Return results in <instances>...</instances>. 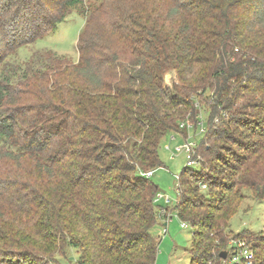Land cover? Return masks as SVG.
<instances>
[{"label":"trees","instance_id":"16d2710c","mask_svg":"<svg viewBox=\"0 0 264 264\" xmlns=\"http://www.w3.org/2000/svg\"><path fill=\"white\" fill-rule=\"evenodd\" d=\"M118 1L122 13L110 25L119 49L102 43L103 28L88 26L79 33V61L35 66L29 91L37 100L9 112L3 105L10 80H0V140L12 144L0 151V163L20 165L29 156L33 178L40 179L38 186L19 177L0 180L20 218L3 223L0 209V264H51L58 262L54 253L66 257L69 247L78 264H155L154 228L159 220L166 226L170 215L155 201L158 186L151 180L164 166L160 143L177 133L185 141L180 123L196 129L201 107L206 118L195 142L197 163L175 178L176 215L192 228L189 264H233L232 239L245 240L252 264H264V230L233 233L227 224L244 189L264 200V44L252 31L263 28L264 0H173L170 15L181 9L188 17L173 34L138 22L160 21L155 0ZM82 3L0 0V54L1 43L20 47L38 39ZM239 6L247 10L244 19L233 11ZM123 47L129 61L119 60ZM169 71L177 82L167 90Z\"/></svg>","mask_w":264,"mask_h":264},{"label":"rangeland","instance_id":"374dc122","mask_svg":"<svg viewBox=\"0 0 264 264\" xmlns=\"http://www.w3.org/2000/svg\"><path fill=\"white\" fill-rule=\"evenodd\" d=\"M155 1L154 4L156 9L152 10L160 12L162 15L160 21L139 18L138 22L140 24L149 21L159 27H163L168 34H173L175 28L182 23L183 19L185 21L188 20L186 13L181 9H177L175 14L170 15L173 0ZM121 4L124 6V3L118 0H83L82 4L69 9L68 13L65 15V20L59 23L56 29L47 31V33L42 34L40 38L26 42L20 47H15L11 43H1L5 46L7 44L10 45L7 46V48L3 46V52L0 54L1 57L2 54L7 53L5 60L2 62L0 61V80L5 82L6 79H9L10 83L8 86L11 90L8 101L3 105L4 110L9 112L13 110L16 105L22 107L37 100L35 95H32L29 91L32 89L30 87V83L33 81L31 78L32 73L36 68H39L40 66L51 67L52 64H57L59 66L60 63L63 66L75 65L79 61L78 43L81 37L79 33L82 32L83 34L85 28L87 29L88 26L90 27L91 32L103 28L107 35L102 39V43L109 47L119 49L118 47H120L119 44L121 43L119 40V33L112 34L110 24L113 23L117 15L122 13V11L120 12ZM233 11L242 19L245 18L244 16L247 13V10L243 6H239ZM108 27L111 31H109ZM122 29H124V24H122ZM259 29L260 31H258ZM252 31L255 35L254 38H259L260 44L263 45L264 25L262 29L261 27H252ZM119 32H122V30L120 29ZM253 33L248 34L252 39H254ZM122 49L121 50L125 53H118L119 60H121V62L129 61L131 57L127 54L129 51L126 50L125 47ZM5 62L8 65L5 66ZM21 75L23 76L19 79ZM28 76L30 77L29 79H27ZM24 77L26 78L23 79ZM174 82H177L175 72H166L164 75V87L167 90H170L172 83ZM260 97H264V91L260 94ZM12 98L16 99L15 102L9 101ZM198 117L200 121L204 120L203 123L205 127L206 113L204 107L200 108ZM200 128V125H198L196 129H187L185 134L191 141L199 142L203 137ZM182 141L183 138L180 133L166 137L161 141L159 155L164 166L156 169L151 176V180L158 186V195L166 194L172 199V201L166 205L163 200H159V204L169 207V214L172 217L168 223L167 233L165 235L161 234V230L164 227L163 224H159L161 223L160 220L154 228L156 234L160 238L155 264H189L190 261L188 249L191 245L192 228L188 224L186 227L181 226L182 221L177 217L174 209L177 199V180L174 175L179 174L181 168L186 165V158L182 153L173 155L172 151L174 147ZM223 141H225V139L218 140L219 143ZM9 146H12V144L0 140V151L9 148ZM166 146H168L169 149H167ZM31 159L32 158L29 156L23 157L20 165H14L12 161L1 162L0 180L3 178L15 179L16 177H19L20 180L23 179L25 184L38 186L40 179L35 180L33 178L35 171L33 170ZM243 192L244 198L240 200L236 213H234L227 223L228 230L233 233L245 229L254 232L264 230V200L254 199L252 191L244 189ZM2 193L3 192L0 189V209L5 214L3 223L8 222L15 225L12 223V218L19 217L16 212L10 210L13 208L8 206L10 204L6 201L7 196ZM25 233L28 235L27 228ZM27 235L25 243L29 242ZM36 238L38 239L37 243L40 244L41 241L38 237ZM59 254L60 252L54 253L53 256L58 259V262L57 260L54 262L51 261V264H78L77 259L79 254L73 247L68 248L65 253L66 257H62Z\"/></svg>","mask_w":264,"mask_h":264},{"label":"built area","instance_id":"2783aa9c","mask_svg":"<svg viewBox=\"0 0 264 264\" xmlns=\"http://www.w3.org/2000/svg\"><path fill=\"white\" fill-rule=\"evenodd\" d=\"M197 125H200V132L204 131V125L202 121H198ZM193 124L187 120L182 121L180 123L181 128L191 129ZM167 147V146H166ZM195 147L196 144L194 141H191L190 139H187L181 143H178L174 149H173V155H176L178 153L184 154L186 158V164L187 165H195L197 163V160L193 158V155L195 154ZM151 171L146 172V175H151ZM174 177L177 179L178 174H175ZM202 187H205L203 184H201ZM163 200L164 203H169L172 201L171 197L164 194H160L155 198V201ZM162 213L165 214V210L162 209ZM171 219V216L169 215L166 218V222H168ZM182 227H186V223L182 222ZM167 233V226H164V228L161 230V234ZM230 252H229V261L233 264H252L253 262V252L252 250L247 246L245 240L243 239H232L230 243Z\"/></svg>","mask_w":264,"mask_h":264},{"label":"water","instance_id":"95a60500","mask_svg":"<svg viewBox=\"0 0 264 264\" xmlns=\"http://www.w3.org/2000/svg\"><path fill=\"white\" fill-rule=\"evenodd\" d=\"M220 255H221L222 258H225L226 257V251L220 252Z\"/></svg>","mask_w":264,"mask_h":264},{"label":"crops","instance_id":"0c3cea01","mask_svg":"<svg viewBox=\"0 0 264 264\" xmlns=\"http://www.w3.org/2000/svg\"><path fill=\"white\" fill-rule=\"evenodd\" d=\"M163 223H164L166 226H168V223H169V222H168V223H166V222L164 221Z\"/></svg>","mask_w":264,"mask_h":264}]
</instances>
